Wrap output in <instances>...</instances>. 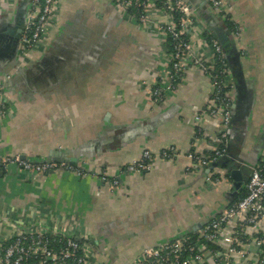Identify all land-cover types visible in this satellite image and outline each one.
Returning <instances> with one entry per match:
<instances>
[{
    "label": "crops",
    "instance_id": "crops-1",
    "mask_svg": "<svg viewBox=\"0 0 264 264\" xmlns=\"http://www.w3.org/2000/svg\"><path fill=\"white\" fill-rule=\"evenodd\" d=\"M189 1L197 18L192 40L202 53L208 32L226 31L235 85L227 164L194 173L187 171L186 153L210 154L219 133L218 119L207 111L212 82L190 70L172 100L153 104L143 81L153 83L171 61L157 28L127 20L105 0H61L46 46L22 53L19 31L10 29L28 13V1L0 0V23L5 17L10 28L0 29V93L6 90L9 107L0 118V159L44 161L59 151L90 171L88 177L65 170L35 174L9 164L0 174V243L46 221L89 235L105 264H134L149 246L201 233L245 193L264 155V0H225L241 37L207 0ZM169 146L183 155L143 173L125 169L143 150ZM235 168L243 173V190L234 187ZM104 170L109 181L99 177ZM233 228L235 221L226 227ZM247 234L264 237V231ZM260 252L253 243L236 260L260 264Z\"/></svg>",
    "mask_w": 264,
    "mask_h": 264
},
{
    "label": "built area",
    "instance_id": "built-area-1",
    "mask_svg": "<svg viewBox=\"0 0 264 264\" xmlns=\"http://www.w3.org/2000/svg\"><path fill=\"white\" fill-rule=\"evenodd\" d=\"M61 0H30L19 36V50L22 53L35 51L46 46L59 20ZM113 5L127 20L137 22L147 29L157 28L163 38L162 48L171 55V61L153 83L143 81L153 104L167 103L173 99L178 82L190 70L206 73L212 82V95L207 111L219 121V133L212 138L214 150L210 154L190 151L186 153L192 161L187 168L194 173L210 166L226 155L229 130L233 121L234 83L232 70L226 63L225 51L216 39L204 41L202 53L192 36L196 30V12L187 0H105ZM226 21L236 24L231 31L241 37L242 29L237 20L229 14L225 0H207ZM174 40V51L170 50L168 39ZM208 38V37H207ZM11 76H7L10 79ZM4 90V88H3ZM9 114L6 90L0 93V118ZM200 118V116H198ZM223 146V148H221ZM183 155L177 147L169 146L160 152L145 149L140 156L126 166L130 173L153 170L158 164L174 161ZM29 173L44 174L65 170L80 177H88L90 171L85 164L68 161H35L21 156L0 159V174L9 164ZM102 181H109L104 170L99 175ZM113 184H118L113 179ZM245 195L202 227L199 235H185L165 243L145 248L134 264H238L236 257L245 255L248 248L257 243L261 248L260 264H264V237L250 238L247 234L264 231V155L252 168L245 185ZM235 221L236 228L227 230ZM226 245V246H225ZM0 264H103L99 250L89 235H77L73 231L46 221L21 227L15 237L7 243H0Z\"/></svg>",
    "mask_w": 264,
    "mask_h": 264
},
{
    "label": "water",
    "instance_id": "water-1",
    "mask_svg": "<svg viewBox=\"0 0 264 264\" xmlns=\"http://www.w3.org/2000/svg\"><path fill=\"white\" fill-rule=\"evenodd\" d=\"M25 1H28V4L30 3V0H25ZM187 1L190 3L189 0H187ZM24 17H25L24 14L18 16V24H17L18 26H16L17 29H13V28L10 29L9 26H8V20L5 17H1V21L2 22L0 23V29L1 30L4 29V28L5 29H10V31H12V34H13V32H14V34H16V31L18 30L19 31V32L17 31L18 34H21ZM210 29L212 30L213 28L211 27ZM213 32L214 33H212V34L223 45L225 43L224 38L226 37V35H225L226 31L223 34H221V33L218 34L219 32L215 33V31H213ZM232 70H233V68H232ZM8 86H10V85L7 84V87ZM22 158L26 159L28 157L26 155H22ZM46 160L48 162H50V161H57V162L68 161L69 163L76 164L78 159L76 158V156L70 155L68 153L66 154L65 152L54 151L53 154L50 155ZM227 161H228L227 157H222L218 161L213 162L209 167L211 169V168L224 166V165L227 164ZM231 175L235 179V183H234L235 189L243 190V188H244V185H243L244 177H243L242 171H240L237 168L232 169L231 170ZM200 226H202V224ZM103 264H105V262H103Z\"/></svg>",
    "mask_w": 264,
    "mask_h": 264
},
{
    "label": "trees",
    "instance_id": "trees-1",
    "mask_svg": "<svg viewBox=\"0 0 264 264\" xmlns=\"http://www.w3.org/2000/svg\"><path fill=\"white\" fill-rule=\"evenodd\" d=\"M231 16V15H230ZM232 17V16H231ZM225 24L227 25V27L229 28V30L230 31H232L233 30V28L236 26V24H233V23H229V22H226L225 21ZM207 37H208V39H216V40H218L212 33H210V32H208L207 33ZM173 42H174V40L172 39V37H170L169 39H168V45H169V47H170V50L171 51H174V48H173ZM222 47H223V49H224V51H225V55H226V63H227V65L230 67V64H229V60H228V55H227V53H226V49L224 48V45H222ZM233 119H234V117H233ZM233 122V121H232ZM221 148H223V146H221ZM226 148V153H228V152H230V148H231V144H230V142H228V145H227V147H225ZM245 195V193H243L241 196H240V198L241 197H243ZM197 235H199V234H196V236ZM191 236H194V234H192ZM196 236H194V238H196Z\"/></svg>",
    "mask_w": 264,
    "mask_h": 264
}]
</instances>
